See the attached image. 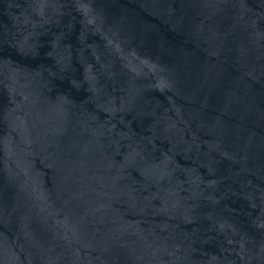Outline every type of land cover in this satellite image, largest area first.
Segmentation results:
<instances>
[{"label":"water","instance_id":"water-1","mask_svg":"<svg viewBox=\"0 0 264 264\" xmlns=\"http://www.w3.org/2000/svg\"><path fill=\"white\" fill-rule=\"evenodd\" d=\"M0 264H264V0H0Z\"/></svg>","mask_w":264,"mask_h":264}]
</instances>
